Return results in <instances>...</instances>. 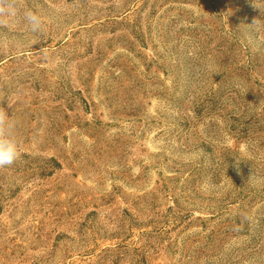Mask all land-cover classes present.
<instances>
[{
	"label": "rangeland",
	"instance_id": "obj_1",
	"mask_svg": "<svg viewBox=\"0 0 264 264\" xmlns=\"http://www.w3.org/2000/svg\"><path fill=\"white\" fill-rule=\"evenodd\" d=\"M20 4L44 35L0 29V264H264L251 0Z\"/></svg>",
	"mask_w": 264,
	"mask_h": 264
},
{
	"label": "clouds",
	"instance_id": "obj_2",
	"mask_svg": "<svg viewBox=\"0 0 264 264\" xmlns=\"http://www.w3.org/2000/svg\"><path fill=\"white\" fill-rule=\"evenodd\" d=\"M251 3L261 13L252 25L260 28L264 26V7L253 0ZM17 23H22L33 34L44 35V19L40 13L30 7H22L20 0H0V29H9ZM21 155L18 121L4 107H0V169L11 167ZM233 230L240 231L241 226L236 225Z\"/></svg>",
	"mask_w": 264,
	"mask_h": 264
}]
</instances>
